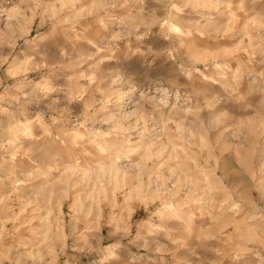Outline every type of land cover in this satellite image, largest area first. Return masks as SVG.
<instances>
[{
    "label": "rangeland",
    "instance_id": "obj_1",
    "mask_svg": "<svg viewBox=\"0 0 264 264\" xmlns=\"http://www.w3.org/2000/svg\"><path fill=\"white\" fill-rule=\"evenodd\" d=\"M0 264H264V0H0Z\"/></svg>",
    "mask_w": 264,
    "mask_h": 264
}]
</instances>
